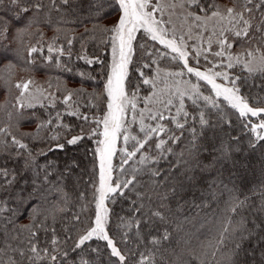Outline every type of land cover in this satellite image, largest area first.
I'll use <instances>...</instances> for the list:
<instances>
[{"label":"trees","instance_id":"16d2710c","mask_svg":"<svg viewBox=\"0 0 264 264\" xmlns=\"http://www.w3.org/2000/svg\"><path fill=\"white\" fill-rule=\"evenodd\" d=\"M37 2L41 4L39 11L32 7ZM203 3H214L221 8L239 7L244 0H203ZM23 7L29 10L20 11ZM191 9L204 15L194 6ZM262 12L264 8L254 10L253 25L259 24ZM117 14L114 0H69L67 4L62 0H21L19 8L8 0L0 4V129L6 130L0 132V168L19 174L17 182L7 191L0 187V207L3 208L0 211V264H10L13 258L18 264H30L13 251L14 248L26 249L30 234L15 232L12 226H8L9 231L5 234L2 229L8 219L15 222L16 228L31 227L33 223L38 227L54 228L60 238L61 252L68 251L67 257L57 253L59 259L55 262L37 259L34 264H80L81 257L91 264H113L117 259L109 258L105 242L95 238L87 244L89 248H100L99 259L80 249L72 251L76 237L93 223L95 216V147L101 132L95 121L101 119L106 109L104 82L113 34L105 29L116 24ZM262 35L253 30L250 42L234 41L230 50L264 55ZM140 45L152 53L151 57L144 54ZM49 46L53 48L52 52L48 51ZM33 47L37 51L29 54ZM61 48L63 54L57 51ZM165 52L169 55L164 56ZM97 58L100 62H96ZM88 60L93 63L89 64ZM189 63L193 65L196 61L191 57ZM145 64L149 66L144 67ZM157 68L177 70L182 65L172 60L168 49L140 31L134 40L125 78L127 92H135L137 100L133 117L127 120V134L138 139L144 136L140 132L139 115L143 112L146 126L162 124L173 129L180 139L173 143L163 133L154 134L146 151L142 149L123 165L121 150L130 149L133 142L130 140L128 145L121 142L113 161L112 180L131 178L130 173L135 168L139 170V183L133 192L125 190L127 198L117 196L114 203L107 201L109 236L128 258L126 264H139L141 254L150 258L145 264H264V240L260 239L264 237V141H256L255 133L243 126L238 112L227 103L213 108L195 96L184 98V109L189 116L177 117L185 124L183 130L176 129L174 122L169 123L174 115L173 107L168 110L167 113H172L165 120L150 119L149 114H157L158 108L144 104L152 90L143 80L150 79ZM227 72L230 76L242 77L237 82L241 84L240 94L247 97L251 105L264 107V73L254 71L249 74L240 63H233ZM29 80L33 81L29 88L41 89L45 96L33 100V107L21 109L18 103L20 89L16 84ZM198 84L202 95H211L203 82ZM69 94L71 100L66 104L64 98ZM201 113L215 125L213 129L201 128ZM85 116L87 120L83 119ZM246 119L252 122L259 118L249 116ZM192 128L197 133L207 131L208 137L197 135L193 140ZM93 129H96V135H92ZM13 136L26 144L27 149L12 145ZM53 136L58 139H52ZM76 136L83 139L69 145L67 140ZM160 139L166 141L165 148L171 149L162 157L153 144ZM249 141L255 142L254 148ZM193 143L201 149L199 160L208 165L207 169L189 172L196 177L195 186L185 180L182 198L163 199L170 191L169 185L175 182L169 177H182L193 163ZM60 144L64 145L62 149L57 147ZM222 147H231L234 158L242 161L244 167L234 169L228 162L210 164L213 154L219 156ZM237 149L239 151H235ZM144 155L158 159L141 164ZM26 160L30 167L26 166ZM45 169L47 182L43 180ZM156 169L160 170L161 176H152ZM136 192L142 194L140 200H137ZM133 200L143 205L145 219L152 211L159 210L167 222L157 220L154 226L140 223L137 227L136 221L142 217L140 213L130 211L134 207ZM233 208L237 210L233 212ZM76 215L80 217L79 222L74 220ZM225 228L227 232H224ZM165 230L169 240H160L157 244L150 242L153 238L159 239ZM222 232L225 239L221 244L218 241ZM38 235L41 247H51L47 243L52 238L51 231H39ZM236 244L241 245L238 256Z\"/></svg>","mask_w":264,"mask_h":264},{"label":"snow or ice","instance_id":"6c2138e0","mask_svg":"<svg viewBox=\"0 0 264 264\" xmlns=\"http://www.w3.org/2000/svg\"><path fill=\"white\" fill-rule=\"evenodd\" d=\"M11 5L16 7H20L21 0H8ZM64 4H67L69 0H62ZM4 0H0V4H3ZM114 5L116 10L121 13L117 23L105 31L114 33L111 36V47H112V62L110 66V74L107 75V82L104 85V90L107 96V104H106V114L102 117V119H97L95 123L97 126L103 125V131L99 133L103 139H99L97 141V147L95 148V154L99 158V187L95 189L93 193V200L95 203V216L94 221L88 227H86L75 239L74 244L72 246V251L80 249L81 251H86L90 254H95L99 259L100 257V248H89L87 242L91 241L93 238L104 241V247L109 250L108 255L109 258H117L113 264H126L127 257L122 253V251L117 247L115 240L109 236L106 224L109 220V208L106 207V201L115 202V198L117 196L127 198L125 196V190L129 192H133L136 189L139 181L137 180V176L139 175V170L133 169L130 173L129 179L116 181L112 180L113 173V164L112 158L116 153V143L118 139L121 138V134L127 133V129L125 128V114L129 107L135 111L136 104L134 102L135 92L132 93L133 99H129V95L125 89V78L127 76V66L131 61V56L133 54L132 43L135 39V34L140 32L147 34V36L155 42H158L160 45H163L165 49L170 50L171 58L174 61L182 62V70L174 73L175 76H183L186 71L190 76L197 78L198 81L204 82L206 86H210L211 92L214 93L215 99L211 95H202L201 94V85L198 83H190V91L193 96L198 99H201L205 102V104H211L213 108H218L220 103H227L232 109H235L238 112L239 117L242 120V124L246 128H250L251 132L256 134V141H264V107H253L250 106L248 102V98L241 95V84H238V81L242 80L240 76H230L228 73L223 71L216 70L217 68H223V62L217 64L215 62H209L210 66L205 70L201 71L199 67L190 66L189 64V56H191L196 60L197 64L199 63V59L202 55H204V51L199 47L194 50L191 49V46L186 43L187 39H192V30L195 28L197 30L196 39H200L199 29L207 27L209 21H216L217 24H221L219 30L213 28L211 35L207 38L208 45L211 46L213 42H215L220 51L214 53L216 57L224 58L225 53L233 46L234 41H244L250 42L253 37L251 36V32L253 30L264 34V12L261 13V19L258 25H253L252 21L254 19V10H258L264 8V0H244V4L239 7H224L221 8L214 3H203V0H182L179 4V7L184 9V17L185 22L188 24V35L187 37L184 34L177 36L176 29L173 27L170 29L167 25L172 23L171 19H165L163 15L158 17V13L162 14L165 11V4L161 3V0H114ZM251 5V7H249ZM195 7L200 12L204 13L203 16L197 14L195 11H189L188 8ZM32 7L39 11L41 9V4L39 2L32 5ZM169 7H175V5H169ZM29 9L27 7L20 8V11L27 12ZM226 22V24L222 23ZM212 37H215V41H213ZM264 38V35H262ZM71 44V41H69ZM141 48H144V54L151 57L152 53L148 51V49L144 45H140ZM36 48H31L30 53L36 52ZM49 52L53 51V48L49 46ZM61 54H63V49H58ZM164 56L169 55L168 52L163 53ZM249 56L253 54L251 52L248 53ZM207 60V56H205ZM229 63L227 64L228 68L233 67L232 56L229 55L227 57ZM96 62H100L97 58ZM237 62H239V58L237 57ZM88 63H93L92 60H88ZM155 63V61H153ZM149 65L145 64L144 67H148ZM245 67L249 74L254 71H260L264 73V55L260 57L259 67L254 68L251 61L246 62ZM141 76L144 75L143 72L140 73ZM221 79L222 81H227L228 84L217 83V80ZM33 83V81H25L22 83H17L16 88L20 89V97L18 98L19 107L30 108L33 107L32 101L36 99L29 91V86ZM144 84H149L150 81L148 79L143 80ZM188 89L185 91H180L177 89V94L179 96V107L176 109V114L169 123H175V128L183 130L185 128V124L181 123L177 117L187 118L189 113L184 109V96ZM27 94V95H26ZM43 95V93H41ZM22 98V99H21ZM191 99L192 96H189ZM222 98V99H221ZM71 100V94L64 98V103ZM172 101L168 100L167 104H171ZM196 101L193 100V104ZM53 106H55L53 104ZM75 114V113H71ZM59 116V114H57ZM140 115V132L144 133V136L140 139L137 136H130L128 134H123V142L125 145H128L131 140L133 143L131 148L128 147L123 148L122 154L123 159L121 160V165L127 164L129 160H132L136 157L137 153L142 149L146 151V145L149 141H152L153 135H159L163 133L168 137V140L175 143L179 141L180 136H177L173 129L166 128L162 124H157L155 127L146 126L144 124V115L143 112L139 113ZM249 116L259 118L257 122L252 123L250 120L246 119ZM149 118L152 120H165V115L162 112H158L157 114H149ZM83 119L87 120L88 117H83ZM134 122V121H133ZM51 123V121H48ZM199 124L201 128L213 129L215 125H213L206 117L204 113L200 114ZM42 126V125H41ZM6 131L4 129H0V132ZM193 135V140H195L197 135H203L205 138L208 137V132L204 131L202 133H197L195 128L191 129ZM96 129L92 130V135H96ZM183 133L181 132V135ZM52 139H58V137L53 136ZM83 139L82 136L72 137L67 140L69 145L76 144L79 140ZM12 145L18 146L20 149H27V145L21 143L20 140L16 139L15 136L12 137L11 141ZM166 141L164 139H160L158 142L153 141L154 148L160 150L159 156H163L165 152H170V148H165ZM249 145L254 148L255 142L249 141ZM58 148H63L64 145H57ZM212 147H215L213 144ZM193 148L195 149V153L193 154V163L190 167L183 173L182 177H169V179L174 180V183L169 185L170 191L163 195V199H169V197L175 199L176 197L182 198V193L185 188V180L189 182L192 186H195L193 183L196 180L195 175H189V172H195L196 169L204 171L207 169L208 165L202 164L199 160V152L200 148L193 143ZM233 149L231 147L221 148L220 155L216 156L213 154V160L209 161L210 164L213 162L215 164H222L225 162L231 163L232 167L235 169L237 167H244L242 161L234 158ZM235 151H239L238 149ZM30 155V153H29ZM153 160L154 162L158 159V157H150L148 155H144L140 159V163L144 164L149 160ZM26 166L30 167L31 165L26 160ZM152 176H161V172L159 169L152 171ZM0 177H3V180H0V187H3L5 191L12 185H14L18 178L19 174L11 173L6 168H0ZM43 180L47 182L48 180V172L45 169V175ZM159 183V182H157ZM137 196V200H140L142 194L139 192L135 193ZM31 195V193H29ZM83 196V194H81ZM137 200L131 201L134 205L133 208L130 209L133 213H140L142 219L136 221V226L139 227L140 223L145 224V226L155 225V222L158 220L161 223H166L165 215L159 211H152L150 215L145 219V214L143 213V205L138 204ZM23 203V198L20 200ZM163 206V205H161ZM239 207V205L237 206ZM237 209L233 208L232 211L235 212ZM0 211H3V208L0 207ZM13 215L15 214L14 210ZM155 218V219H153ZM74 220L79 222V215L74 216ZM6 226L2 229L5 234L8 233V226H12V230L15 232L27 231L29 232V239L27 241V248H14L13 251L22 259H27L30 264H34L37 259H48L50 261H57L59 259V253L63 257L68 256V251L64 250L61 252L60 250V238L56 235V230L54 228H50L47 225H43L38 227L36 224H32L31 227L28 225H24L20 228H16L14 226V221L12 219H8L6 222ZM256 227H261L257 225ZM36 229V230H34ZM39 231L44 232H52V238L49 243L51 247L44 246L41 247L39 242ZM228 229L225 228L224 232H227ZM71 237H68L70 239ZM169 233L167 230L163 233V235L157 239L153 238L150 242L153 244H157L160 240L167 241L169 240ZM224 234L221 233V239L218 243L224 242ZM241 239H244L242 236ZM260 239L264 240V237H260ZM66 242V241H65ZM11 247V245H9ZM236 255H239V251L241 250V245L236 244ZM149 257L141 254V259L139 264H145V261L149 260ZM10 264H18V262L13 258L10 260ZM80 264H91V262L84 257L80 258Z\"/></svg>","mask_w":264,"mask_h":264},{"label":"rangeland","instance_id":"374dc122","mask_svg":"<svg viewBox=\"0 0 264 264\" xmlns=\"http://www.w3.org/2000/svg\"><path fill=\"white\" fill-rule=\"evenodd\" d=\"M92 2H95V0H92ZM182 2V0H161V3L165 4V11L164 13L160 14L158 13V17L163 15V17L165 19H171L172 23L170 25H167V27L171 29L174 27L176 29L177 32V36L184 34L186 37L188 35V24L185 22V17H184V9H182L181 7H179V4ZM169 5H175V7H169ZM189 11H192L191 7L188 8ZM121 13L118 11L117 14V18H116V23L120 17ZM200 15V14H199ZM203 16V15H201ZM224 24H226V22H222ZM221 26V24H217L216 21H209L207 24L206 29L205 28H200L199 29V35H200V39H196L197 36V30L195 28H193L192 30V39H187L186 43L188 45L191 46V49L194 50L195 48L199 47L200 49H202L204 51V55H202L199 59V63L197 64V62L195 64H190V66H194V67H199L201 71L205 70L207 67L210 66L209 62H215L217 64L221 63V60L223 62L224 67L223 68H217L216 70L218 71H223V72H227V64L229 63L227 57L229 55L232 56L233 60L232 63H240L243 66H245L246 62L251 61L252 65L254 68H258L259 67V60L260 57L262 56L259 53H253L251 52L253 55L249 56L248 53L249 52H233L230 49H228V51L225 53L224 58H220V57H216L214 55L215 52L220 51V48L218 47V45L213 42L211 46L208 45L207 42V38L211 35L213 28L215 27L216 30H219V27ZM142 31V30H141ZM143 32V31H142ZM138 33V32H137ZM137 33L135 34V37L137 35ZM114 35V33L112 34ZM147 35V34H146ZM213 41H215V37H212ZM135 40V39H134ZM134 40L132 43V47L134 50ZM170 51V50H169ZM171 54V53H170ZM172 55V54H171ZM205 56H207V60L205 59ZM132 57V56H131ZM191 54L189 56V60L191 58ZM237 57L239 58V62H237ZM196 61V60H195ZM111 62H112V47H111V43H110V47H109V64H108V72L107 75L110 74V66H111ZM182 65V62H180ZM129 65V64H128ZM127 70H128V66H127ZM182 68L179 69H172V68H157L156 72L154 73V75L148 79L150 81V86H151V92L150 95L148 96V99L144 100V104L145 105H149V107L153 108V107H157L158 108V112H162L165 117H168L172 112L174 113L173 117L176 114V109L179 107V96L177 94V89H179L180 91H185L186 89H188V91L186 92L185 97H189V96H193L191 91H190V83H186V82H191V83H200L202 81H198L197 78L190 76L186 71L184 72L183 76H175L173 75L176 72L181 71ZM107 82V76L105 78V82L104 85ZM204 83V82H203ZM217 83H224V84H228L227 81H222L221 79L217 80ZM210 90V94L211 96H214V93L211 92L210 86H207ZM126 89V88H125ZM30 93L36 97V99H40L42 97L45 96V92L43 90H37L34 88H29ZM127 92V90H126ZM41 93H43V95H41ZM128 93V92H127ZM129 95V99H133L132 93H128ZM171 100L172 103L171 104H167V101ZM134 102L136 104L137 100H136V96L134 99ZM250 104V103H249ZM253 107H258V106H254L251 105ZM173 107V111L169 114L167 113L168 110ZM107 108L105 109L104 114L102 115V117L106 114ZM101 117V119H102ZM133 117V110L131 109V106L129 105L126 114H125V128L127 129V120L131 119ZM251 117V116H250ZM258 120H253L252 123L257 122ZM101 127V132L103 131V125H100ZM127 133H128V129H127ZM127 133H123L121 134V138L118 139L117 143H116V151L117 149L120 147L121 142L123 141V134H127ZM256 135V134H255ZM99 139H103L102 136H100ZM97 147V144H96ZM95 147V148H96ZM114 157L112 158V164L114 166ZM96 159H97V181H96V188L99 187V158L96 155ZM243 168V167H242ZM113 175V174H112ZM108 202L106 201V207H108ZM95 206V205H94ZM94 221V219H93Z\"/></svg>","mask_w":264,"mask_h":264}]
</instances>
